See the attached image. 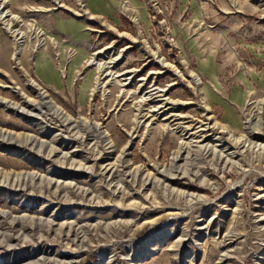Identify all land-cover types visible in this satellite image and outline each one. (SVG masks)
Wrapping results in <instances>:
<instances>
[{"label":"rangeland","instance_id":"374dc122","mask_svg":"<svg viewBox=\"0 0 264 264\" xmlns=\"http://www.w3.org/2000/svg\"><path fill=\"white\" fill-rule=\"evenodd\" d=\"M0 134V264H264V0H0Z\"/></svg>","mask_w":264,"mask_h":264},{"label":"bare ground","instance_id":"6f19581e","mask_svg":"<svg viewBox=\"0 0 264 264\" xmlns=\"http://www.w3.org/2000/svg\"><path fill=\"white\" fill-rule=\"evenodd\" d=\"M9 30V32L13 35V37H14V39L15 40H17V39H20L21 38V36L19 37V33L18 32H16L15 30H13V29H8ZM17 49V46H15V50ZM49 102H47V101H45L44 99H43V97H40V100L37 102V103H33L32 104V106H34V107H36V106H39V107H42L43 106V108L44 107H48V109L49 110H51V111H53V113H57V109H55V110H53V107H51V106H49V104H48ZM11 106V105H10ZM0 136H4V135H2V134H0ZM29 138H27V139H25V140H28ZM29 141V140H28ZM32 141H33V139H32ZM31 141V142H32ZM18 142V141H17Z\"/></svg>","mask_w":264,"mask_h":264},{"label":"crops","instance_id":"0c3cea01","mask_svg":"<svg viewBox=\"0 0 264 264\" xmlns=\"http://www.w3.org/2000/svg\"><path fill=\"white\" fill-rule=\"evenodd\" d=\"M65 23H63V25H64ZM62 22H61V20L58 22V24H57V26H58V28L60 29V30H63L62 29ZM68 25V29H66V30H68V31H66V32H70V33H73V29H71L72 27H70V24H67ZM37 61H39L40 63L42 62V61H45V60H43L41 57L37 60ZM45 66H47V64L45 63V62H42Z\"/></svg>","mask_w":264,"mask_h":264}]
</instances>
